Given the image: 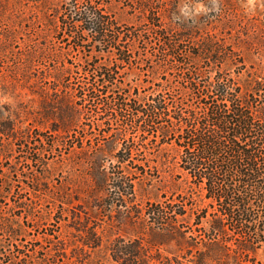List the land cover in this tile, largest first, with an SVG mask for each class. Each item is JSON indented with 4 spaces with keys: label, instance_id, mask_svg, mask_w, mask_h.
Instances as JSON below:
<instances>
[{
    "label": "trees",
    "instance_id": "16d2710c",
    "mask_svg": "<svg viewBox=\"0 0 264 264\" xmlns=\"http://www.w3.org/2000/svg\"><path fill=\"white\" fill-rule=\"evenodd\" d=\"M23 1L0 0V11L10 6L12 12L14 8L22 13ZM34 1L41 6L50 3ZM75 3L59 0L54 9L74 45L84 46V35L89 33V42L104 41L109 29L101 9L89 2L80 9ZM137 5L169 47L195 38L196 29L201 28L197 21H186L175 0H138ZM211 34L206 32L199 42H192L198 50L189 54L202 58L204 65L186 70L188 86L199 94L202 111L183 110L182 105L171 108L161 90L132 105L122 93L106 88L116 82L113 68L96 65L92 86L80 97L96 96L99 91L115 93L121 109L144 115L147 122L138 125L139 135L161 136L160 161L155 167L168 176L171 195L176 197L137 202L135 180L143 179L146 170L134 162L133 147L123 132L104 131L103 139L121 142L122 147L112 155V162L103 153L106 143L79 145L87 155L89 188L60 200L52 225L59 230L66 225L70 230L61 243L63 252H55L52 264L62 253L65 264H261L257 254L264 248V77L241 80L225 73V52L215 47ZM119 60L128 61L121 55ZM214 62L221 69L212 75ZM58 103L60 113H52L62 125L53 130L69 133L77 107L65 100ZM56 108L52 105L49 110ZM4 117L0 111V134L18 138V129ZM13 225L9 218L0 220V231L11 239L17 237L22 225ZM5 247L0 239V259L7 254Z\"/></svg>",
    "mask_w": 264,
    "mask_h": 264
},
{
    "label": "rangeland",
    "instance_id": "374dc122",
    "mask_svg": "<svg viewBox=\"0 0 264 264\" xmlns=\"http://www.w3.org/2000/svg\"><path fill=\"white\" fill-rule=\"evenodd\" d=\"M49 2L41 6L25 0L22 13L14 8L12 12L10 6L0 11V111L18 129L15 139L0 134V220H13L15 228L22 225V233L12 239L0 231L7 251L0 264H52L55 252H63L61 243L70 228L64 225L59 230L52 217L65 196L89 188L87 155L79 145L106 143L103 153L112 162V155L122 147L121 142L103 139L104 131L123 132L133 147L134 162L146 170L143 179L135 180L137 202L176 197L171 195L168 176L155 167L161 136L139 135L138 125L147 122L144 115L121 109L115 93L99 91L96 96L80 97L91 88L96 65L113 68L116 82L106 88L122 93L132 105L161 90L171 108L182 105L183 110L202 111L199 94L188 86L186 70L204 65L202 58L189 54L198 50L192 42L211 32L215 47L225 52V73L241 80L264 77V0H175L186 21H197L201 28L195 38L173 48L148 23L138 0H76L80 9L87 2L97 5L109 29L101 43L89 42L90 33L83 34L84 46L77 47L54 12L59 0ZM120 55L128 61L120 62ZM212 66V75L221 69L219 62ZM64 100L77 107L69 133L53 130L61 129L60 109L55 105ZM49 105L56 110H49ZM161 123H154L153 129ZM61 256L56 255L57 264H65ZM257 260L264 264V248Z\"/></svg>",
    "mask_w": 264,
    "mask_h": 264
},
{
    "label": "clouds",
    "instance_id": "9594fccd",
    "mask_svg": "<svg viewBox=\"0 0 264 264\" xmlns=\"http://www.w3.org/2000/svg\"><path fill=\"white\" fill-rule=\"evenodd\" d=\"M252 2V0H249V3H251Z\"/></svg>",
    "mask_w": 264,
    "mask_h": 264
}]
</instances>
